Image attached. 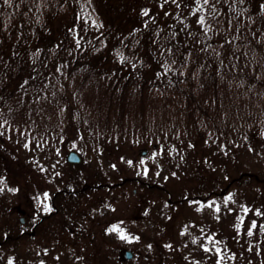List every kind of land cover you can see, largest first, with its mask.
Masks as SVG:
<instances>
[{"label": "trees", "instance_id": "obj_1", "mask_svg": "<svg viewBox=\"0 0 264 264\" xmlns=\"http://www.w3.org/2000/svg\"><path fill=\"white\" fill-rule=\"evenodd\" d=\"M79 1L86 21H70L58 35L53 20L69 0H0V123L7 132L20 128L35 148L44 144L38 131L88 134L89 146L135 141L160 148V156L176 152L180 166L190 164V148L197 164L203 146L229 148L230 139L242 149L264 135V0L130 3L121 23L102 17L95 0ZM199 185L181 191L184 201L227 197L233 186ZM253 226L264 235V220Z\"/></svg>", "mask_w": 264, "mask_h": 264}, {"label": "rangeland", "instance_id": "obj_2", "mask_svg": "<svg viewBox=\"0 0 264 264\" xmlns=\"http://www.w3.org/2000/svg\"><path fill=\"white\" fill-rule=\"evenodd\" d=\"M156 2L95 0V5L102 17L121 23L128 19L130 3L153 8ZM69 3L70 9L53 20L58 35L70 21H86L83 3ZM168 10L175 12L170 5ZM19 129L7 132L0 123L7 147L0 157V264H247L248 259L264 264V247H258L264 235L253 226L254 220H264V213H257L264 210V179L238 181L242 173L264 178V135L242 149L228 138L229 148L203 146L206 153L197 164L195 148H190V164L180 166L174 151L160 156V148L135 141L106 146L105 139L89 146L88 134L81 132L67 139V131H38L44 144L35 148ZM69 151L84 158L77 181L70 180L75 167L66 161ZM218 181L233 184L231 197L203 194L201 200L184 201L181 191ZM220 185L219 192L224 190ZM71 188L81 192L64 193ZM31 216L39 221L35 227L29 224ZM32 228L34 236L26 233ZM125 251L133 253L131 259ZM245 252L251 258L245 259Z\"/></svg>", "mask_w": 264, "mask_h": 264}, {"label": "flooded vegetation", "instance_id": "obj_3", "mask_svg": "<svg viewBox=\"0 0 264 264\" xmlns=\"http://www.w3.org/2000/svg\"><path fill=\"white\" fill-rule=\"evenodd\" d=\"M155 149H157V148H155ZM83 163H81V164H78V165H74V164H69V166H72V167H75L74 168V170H75V172H73L72 174H70V176H72V178L70 179V180H72V179H74V181H77V180H79L80 178H82V176L83 175H80L81 173V171H77V167H81V165H82ZM100 185H102V184H100ZM99 185V186H100ZM70 186H74V185H70ZM66 188V187H65ZM87 188H90L91 189V186H89V187H83L82 188V190L83 191H86L87 190ZM97 188H98V186H97ZM93 189V188H92ZM64 191V193L65 194H67V193H71L70 194V196L71 195H74V196H78L79 195V193L81 192V191H79L77 188H71V191H67V189H64L63 190ZM55 198H56V196H55ZM26 218H21L20 219V224H21V226H26ZM29 224L31 225V227H35V226H37V224H39V221H38V219L37 218H35V216L34 217H29ZM26 231V230H25ZM25 233V232H24ZM27 234H29L30 236H34V234H35V229H31V231H27L26 232ZM23 234V233H22ZM6 240H8V237H6ZM0 245H1V243H0Z\"/></svg>", "mask_w": 264, "mask_h": 264}, {"label": "water", "instance_id": "obj_4", "mask_svg": "<svg viewBox=\"0 0 264 264\" xmlns=\"http://www.w3.org/2000/svg\"><path fill=\"white\" fill-rule=\"evenodd\" d=\"M67 160L68 162L70 163H75V164H78V163H81L82 162V157L75 151H72L68 154V157H67ZM132 252L128 251L125 253V257L127 259H130L132 258Z\"/></svg>", "mask_w": 264, "mask_h": 264}]
</instances>
